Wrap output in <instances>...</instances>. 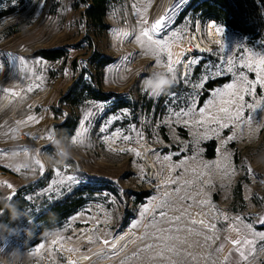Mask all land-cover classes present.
<instances>
[{"label":"rangeland","instance_id":"rangeland-1","mask_svg":"<svg viewBox=\"0 0 264 264\" xmlns=\"http://www.w3.org/2000/svg\"><path fill=\"white\" fill-rule=\"evenodd\" d=\"M189 1L180 0L171 25L169 73L167 56L133 37L177 0L111 3L108 28L100 35L88 27L82 0H0V11L10 13L0 19V201L47 174L48 188L28 196L37 205L103 180L120 193L92 188L91 203L32 247L22 229L0 232V264H264V0H245L263 21L258 39L183 15ZM64 47L65 60L36 56ZM95 52L113 59L104 70L103 91L132 106L114 114L108 103H87L77 109L76 135L61 140L56 126L70 112L60 99ZM241 58L253 67L242 69ZM241 72L247 81H259L248 92ZM221 78L226 82L203 100L206 84ZM149 79L168 83L152 90ZM190 95L204 115H175ZM113 115L119 119L101 132ZM212 140L216 156L208 158ZM51 149L69 164L52 162ZM244 239L255 241V254L249 246L242 261L231 241Z\"/></svg>","mask_w":264,"mask_h":264},{"label":"trees","instance_id":"trees-1","mask_svg":"<svg viewBox=\"0 0 264 264\" xmlns=\"http://www.w3.org/2000/svg\"><path fill=\"white\" fill-rule=\"evenodd\" d=\"M121 0H82L85 7L84 17L87 20L88 27L95 35L103 34L107 30L106 17L111 3ZM253 7L245 0H190L183 15L191 14L198 16L205 24L207 22H216L233 33L242 37L258 39L263 34V21L260 16H255ZM10 14V13H8ZM7 12L0 11V19L8 15ZM68 50L64 48L54 50H42L36 56L50 61H59L68 56ZM113 59L95 52L87 62L86 66L73 86L61 99L62 109H68L70 114L66 120L56 126V133L59 139H71L76 135L80 118L77 115V109L82 108L87 103H108L112 106V113L124 108H130L132 103L120 94L106 93L101 88L104 70L113 63ZM226 81L216 79L210 81L205 86V95L203 100L208 98L211 91L222 86ZM62 110L57 112L61 115ZM216 140H212L206 145L208 158L216 156ZM48 155L56 165H68L70 161L64 156L58 154L55 150H48ZM52 180V175L47 174L38 182L22 188L10 201H0V232L8 234L9 232L22 229L27 233L35 246L43 237L57 228L65 220L74 216L79 210L91 203L92 188L97 187L100 190L111 191L119 195L112 183L100 181L101 183H90L80 187L74 194L57 200L43 199L41 203H35L29 199V194L36 190L48 188ZM96 184V185H94ZM83 191V192H82ZM99 191V190H98Z\"/></svg>","mask_w":264,"mask_h":264},{"label":"snow or ice","instance_id":"snow-or-ice-1","mask_svg":"<svg viewBox=\"0 0 264 264\" xmlns=\"http://www.w3.org/2000/svg\"><path fill=\"white\" fill-rule=\"evenodd\" d=\"M180 7V0H177V4H175L173 6L172 9H170L168 11V13H166L165 15L159 17L158 19L155 20L154 23L151 24L150 28H144L139 35H135L133 38L141 43L142 45L147 43L149 48L154 49L155 53L157 55H161L167 56V66H168V72L172 73L173 72V59H172V53L170 51V37L172 35H174V30L171 29V25L174 23V19H175V13L177 12L178 8ZM145 23H147V21H145ZM218 32H222L223 30L220 28L216 29ZM128 35V34H126ZM241 65L240 67L242 69H251L253 67L252 64L250 63H243V58H241ZM195 61H190L189 63H194ZM21 64L24 63L23 60L20 61ZM224 63L229 65V67L226 69L227 72H232V63L233 61L231 60V58H226L224 60ZM261 65H264V54H261ZM259 67V66H258ZM221 74H223V69L221 71ZM187 75V74H186ZM240 76V79L245 81V83L247 84V86L245 87L244 91L248 92L251 87L257 83H259V81H247L246 77L243 75V73H239L238 74ZM208 77L205 78V82L207 81ZM226 88L229 89H234L235 85L234 84H228L226 85ZM32 89H29V91H31ZM6 92L9 91V89H5ZM218 94V93H217ZM233 97H235L236 99H243L242 96H237L236 92L234 91L232 93ZM172 98L173 100L176 99V95L173 93L172 94ZM233 101L232 100H228L226 101V103L231 104ZM199 112V114L201 116L204 115L205 113V108L203 106H198L197 101H196V97L194 95H190L188 97L185 98V108L181 109L179 111H177L175 113V115L180 116V117H188L189 115H195L196 112ZM222 111L225 112V115L230 118V119H239V113H237L236 117H232L229 114V110L228 109H222ZM29 119H32V117H29ZM119 117L113 115L110 119H108V121L104 124H102V127L100 129L101 132H106L108 130V127L115 121L118 120ZM209 119H212L211 116H209ZM198 124L203 125L204 121L200 120L197 121ZM133 131H136L135 127H133L132 129ZM83 139V135L81 134V137L76 139L74 138V143L76 142H80ZM124 140H130L131 137L129 136H123ZM129 151H132L131 149H129ZM137 155H139V153H137ZM164 159H168V157H164ZM37 163L39 164V161H37ZM41 170H43V165H40ZM69 179H72L71 177H69ZM8 187H11V185H8ZM161 216H164L165 213L161 212L160 213ZM179 219V218H177ZM193 224L197 223L195 220L192 221ZM200 223H204L203 221H200ZM216 225L213 224L211 225V228H215ZM60 240L63 239V237L59 238ZM70 239V238H69ZM208 239H211V237H208ZM58 242V240H53L52 243L56 244ZM105 244H108V241H104ZM231 243L233 244L234 249L237 251L238 255L241 257V260H247L248 256L246 255L245 250L247 248H249V246L253 247V255L255 254V249H254V245H255V241L254 240H250V239H244V240H234L231 241ZM237 246H239L237 248ZM70 251L72 249H69ZM222 250V246L221 249ZM262 251H264V248L261 249ZM101 256H104L105 253H100Z\"/></svg>","mask_w":264,"mask_h":264},{"label":"clouds","instance_id":"clouds-1","mask_svg":"<svg viewBox=\"0 0 264 264\" xmlns=\"http://www.w3.org/2000/svg\"><path fill=\"white\" fill-rule=\"evenodd\" d=\"M167 83L168 82L166 80L152 81L150 79L145 82L146 88H149L152 90L160 89L161 86L166 85Z\"/></svg>","mask_w":264,"mask_h":264},{"label":"bare ground","instance_id":"bare-ground-1","mask_svg":"<svg viewBox=\"0 0 264 264\" xmlns=\"http://www.w3.org/2000/svg\"><path fill=\"white\" fill-rule=\"evenodd\" d=\"M213 22H211L210 24H212Z\"/></svg>","mask_w":264,"mask_h":264}]
</instances>
